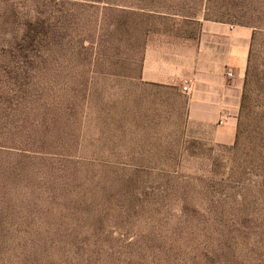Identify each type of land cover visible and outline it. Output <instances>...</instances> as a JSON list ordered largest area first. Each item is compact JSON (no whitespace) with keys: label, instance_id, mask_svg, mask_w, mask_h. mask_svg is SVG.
<instances>
[{"label":"rangeland","instance_id":"rangeland-1","mask_svg":"<svg viewBox=\"0 0 264 264\" xmlns=\"http://www.w3.org/2000/svg\"><path fill=\"white\" fill-rule=\"evenodd\" d=\"M206 23L229 110L145 74ZM0 264H264V0H0Z\"/></svg>","mask_w":264,"mask_h":264},{"label":"crops","instance_id":"crops-1","mask_svg":"<svg viewBox=\"0 0 264 264\" xmlns=\"http://www.w3.org/2000/svg\"><path fill=\"white\" fill-rule=\"evenodd\" d=\"M203 35L195 48L193 45L186 48L187 45L179 39L170 40L169 49L158 52L170 56V61L165 63L167 72L162 66L156 68L148 64L146 77L162 84H179L188 79L191 81L194 110H229L239 99L240 72L247 64L250 33L247 29H228L220 24L206 23ZM184 56L187 61H184ZM159 64L164 65V62ZM229 70L234 72L232 80L226 77Z\"/></svg>","mask_w":264,"mask_h":264},{"label":"built area","instance_id":"built-area-1","mask_svg":"<svg viewBox=\"0 0 264 264\" xmlns=\"http://www.w3.org/2000/svg\"><path fill=\"white\" fill-rule=\"evenodd\" d=\"M226 77L230 80L234 79V72L229 70L227 71L226 73ZM182 90H183V93L185 94H190L191 93V81L188 80V79H185L183 82H182Z\"/></svg>","mask_w":264,"mask_h":264}]
</instances>
